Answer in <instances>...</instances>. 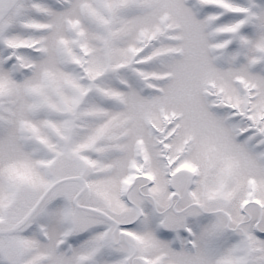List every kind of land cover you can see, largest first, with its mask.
Wrapping results in <instances>:
<instances>
[{
  "label": "snow or ice",
  "instance_id": "obj_1",
  "mask_svg": "<svg viewBox=\"0 0 264 264\" xmlns=\"http://www.w3.org/2000/svg\"><path fill=\"white\" fill-rule=\"evenodd\" d=\"M0 264H264V0H0Z\"/></svg>",
  "mask_w": 264,
  "mask_h": 264
}]
</instances>
